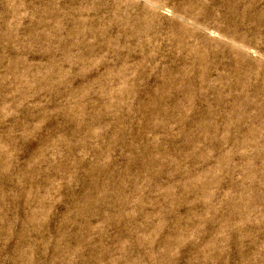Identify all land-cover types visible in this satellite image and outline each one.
Segmentation results:
<instances>
[{
    "label": "rangeland",
    "instance_id": "1",
    "mask_svg": "<svg viewBox=\"0 0 264 264\" xmlns=\"http://www.w3.org/2000/svg\"><path fill=\"white\" fill-rule=\"evenodd\" d=\"M0 264H264V0H0Z\"/></svg>",
    "mask_w": 264,
    "mask_h": 264
}]
</instances>
